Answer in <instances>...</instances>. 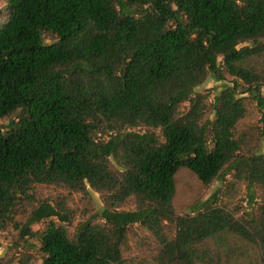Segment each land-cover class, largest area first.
<instances>
[{
	"label": "trees",
	"instance_id": "1",
	"mask_svg": "<svg viewBox=\"0 0 264 264\" xmlns=\"http://www.w3.org/2000/svg\"><path fill=\"white\" fill-rule=\"evenodd\" d=\"M4 3L0 231L37 237L41 264H264V153L240 127L255 103L264 140V0ZM210 76L233 77L213 106ZM181 168L207 186L231 174L250 208L216 193L178 213ZM91 190L103 208L72 231L68 200Z\"/></svg>",
	"mask_w": 264,
	"mask_h": 264
},
{
	"label": "rangeland",
	"instance_id": "2",
	"mask_svg": "<svg viewBox=\"0 0 264 264\" xmlns=\"http://www.w3.org/2000/svg\"><path fill=\"white\" fill-rule=\"evenodd\" d=\"M4 0H0V8L4 7ZM47 42L51 43L53 40L47 38ZM259 68L264 72V56L256 61ZM233 81V77L227 76L226 80H216L210 76L208 80L197 88V91H204L209 93V103L213 106L215 103V96L218 95L224 88H226ZM264 92V87H263ZM210 117L214 118V113H210ZM261 113L256 104H252L249 116L240 124L241 128L250 129L255 134V139L258 141L260 151L264 153V140L259 137V126L261 125ZM10 119L1 118L0 123L7 125ZM176 193L174 197V205L180 214L192 213V205L198 202L206 201L212 198L216 193L218 204L228 207L236 211L238 215L244 213L250 208L247 195L246 185L236 182L232 175H228L224 181H214L209 186L202 183L198 176L188 168H181L175 178ZM44 196H64V192H57L53 190L43 189ZM92 202L84 199L80 194H75L73 198L68 200L70 207L75 210L74 225L71 227L72 231L75 225L82 220L88 218L92 213L103 208V202L99 193L91 190ZM125 208H131L127 205ZM93 211L92 213L90 211ZM44 226L39 223L33 226V229L40 230ZM146 237L144 231H139V235L131 239L130 255L138 257L144 255L139 244V239ZM41 242L37 237H29L22 239L20 237V230L14 226L8 227L6 230L0 231V260L12 261V264H19L22 258L29 259L28 264H41L43 262L41 253Z\"/></svg>",
	"mask_w": 264,
	"mask_h": 264
}]
</instances>
